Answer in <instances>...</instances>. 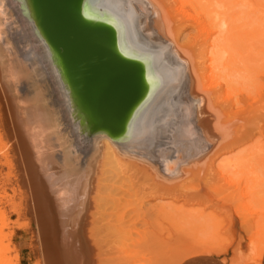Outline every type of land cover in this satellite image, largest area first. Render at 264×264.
<instances>
[{
	"label": "bare ground",
	"instance_id": "obj_1",
	"mask_svg": "<svg viewBox=\"0 0 264 264\" xmlns=\"http://www.w3.org/2000/svg\"><path fill=\"white\" fill-rule=\"evenodd\" d=\"M202 1L74 0L67 9L84 26L69 27L61 0H0V141L8 138L0 153L12 151L18 159L36 264H87L79 235H87L105 173H121L139 195L186 198L185 189L210 169H217L216 177L209 173L201 183L211 192L216 181L221 188L217 176L229 185L243 172L254 180L243 197L264 202V181L250 163L256 154L264 160V141L228 153L221 163L215 159L254 132L264 137V92L247 95L242 108L236 100L253 77L240 57L237 22L257 13L264 21V4ZM244 112L252 114L251 129L240 117ZM251 221L252 234L264 235V219ZM198 243L188 250L179 245L173 256L160 244L151 256L160 257L135 264H162L168 256L179 264L226 249Z\"/></svg>",
	"mask_w": 264,
	"mask_h": 264
},
{
	"label": "rangeland",
	"instance_id": "obj_2",
	"mask_svg": "<svg viewBox=\"0 0 264 264\" xmlns=\"http://www.w3.org/2000/svg\"><path fill=\"white\" fill-rule=\"evenodd\" d=\"M261 1H263L264 4V0ZM202 2L205 1L203 0ZM187 9L189 12L192 11L189 7H187ZM239 10H241V8H236L238 12L237 15L242 16L243 14ZM258 15H260V13L250 15L237 22L238 25H240L239 29L241 36L238 42V48L241 54L240 57L247 62L253 73L249 86H243L241 92L236 91V100L240 108L246 105L245 102L248 101L247 95L253 96V98L256 99L257 94L264 92V21L259 20L257 18ZM243 33L248 34V36H244ZM244 95L245 97H243ZM241 116L244 122H248L246 125L247 129H251L252 125L250 124V118L252 114L249 115L248 112H244L240 117ZM254 133V138L243 137L239 139L237 142L238 145L235 144L231 149L222 152V155L216 156L215 159L217 158L218 161H223V157L226 158L227 155L230 157L231 155H236V152H241L243 150L247 152L249 149L255 147V145L262 143L264 137H259L256 132ZM1 140L3 142L0 141V147L8 141V138L4 136ZM9 152H7L6 155L5 152L3 154L0 153V264H36V262L38 263V261H36L38 255L35 241V226L29 212V197L22 182L17 156L14 152ZM256 155V160H253L255 159L253 158L250 163L256 167L255 171L257 170L256 172L260 175L259 178H262L264 181V160L262 159L260 161L258 157L259 154ZM263 156L262 154V157ZM215 159L214 164H217L218 161L216 162L217 159ZM257 161H259L258 164ZM218 165L212 164L214 167ZM216 168L219 167H215V169ZM210 170H208L210 174H207L216 177L215 174L217 169L215 170V174H213V172L211 173ZM241 173L243 172H240V174L235 173L236 177L233 180L234 184L232 183L233 188L230 187L232 181L229 175L227 176L225 174L230 178L229 185L227 184L228 181L226 182L227 178L222 177V175L217 176L218 180L221 179V181H219L221 188L217 189L219 185L218 181H216L217 187H214V192L207 189H212L213 187H205V185L203 186V183H201L203 180V182H205L204 176L207 175L205 174L201 177L203 178L202 181L201 178L200 181H198L200 182L199 184L197 180L193 181L195 184L185 189L187 191H184V193L187 192L185 194H188L186 198L184 195L180 194H177L179 197L177 196L175 198L158 195L149 197L146 195L147 193L143 191L139 195L140 191H137L138 188L130 185L131 182L129 183V181L128 183L129 186H132L130 187L132 190L127 188L126 185L128 184L125 182L126 178L121 175V173L113 178L111 177L113 176L111 175L112 173H105V180H103L104 182H102L101 185L104 187H101V191L98 194V196H100L96 202L98 207L95 205L97 211L95 207L92 208L95 215L92 221L87 224V235H79L80 241L85 248L86 263L135 264L137 258L147 259L149 256L151 259L149 258L148 260L152 262L154 259L160 257L153 258L155 254L157 252L159 253L161 250L159 247L160 244H162L160 245L161 247L166 245V249H170L169 254L173 256L174 253L180 254L179 250L182 251L181 249H190L192 243L196 245L198 242V244L205 242L210 244V246L213 245L212 247L217 246L218 248L214 247L216 249H219V247H222V250L226 248L224 249L225 251L223 250L220 254L219 252L212 254L217 253L216 255L221 256L229 263L234 261L237 264H259L257 258H261L263 254L264 245L261 240L264 235H253L250 227L253 225V221L251 220L254 219L256 222L259 219H264V202L254 203V201L252 202L253 199L251 196L245 195L247 194L246 191H251V189H253L254 180L249 178V176L252 177V174L240 176ZM245 177L248 179L245 180ZM127 180L128 179H126V181ZM122 181L125 185L121 183ZM208 181L212 183L215 182ZM224 182L229 187H226L227 185H225ZM206 185L208 186V184ZM261 185L260 190L264 191V183ZM228 188H232V190ZM205 190L210 191V193H204ZM136 192L139 197L143 194V196L140 197L142 201L140 204L138 202L140 198L137 196ZM198 192L201 195L204 193L201 199L198 196ZM133 193L134 195L136 194L139 200ZM243 193H245V198L243 197ZM192 194L194 195V200H192ZM260 195L264 197V192H260L259 196ZM196 196L199 198V200L197 198L198 201L195 198ZM246 203H249V205ZM162 207H164V209ZM56 236L53 235L54 238H51L59 241L61 238L60 235ZM168 238L170 242H168ZM199 239H201V243L198 241ZM181 240L183 242H181ZM160 241L162 242L160 243ZM86 242L89 244L90 250L87 248ZM169 243L172 245L174 243L175 246H173L175 248L171 245V250L170 245H168ZM185 243L187 246H185ZM207 244L204 245L208 246ZM179 245L182 247L181 249H179ZM166 249H164L165 252ZM152 250L154 252L151 254L150 252ZM129 251L131 253H129ZM177 254H175V256ZM144 256L146 257L144 258ZM171 256H168V259ZM168 259L163 261L162 264H173V258ZM133 260L134 263H132ZM141 261L147 264L145 263L147 261L142 259ZM137 262L140 264V260ZM54 264L57 263L54 262Z\"/></svg>",
	"mask_w": 264,
	"mask_h": 264
},
{
	"label": "crops",
	"instance_id": "obj_3",
	"mask_svg": "<svg viewBox=\"0 0 264 264\" xmlns=\"http://www.w3.org/2000/svg\"><path fill=\"white\" fill-rule=\"evenodd\" d=\"M179 264H230L216 254H197L181 261ZM260 264H264V252Z\"/></svg>",
	"mask_w": 264,
	"mask_h": 264
},
{
	"label": "water",
	"instance_id": "obj_4",
	"mask_svg": "<svg viewBox=\"0 0 264 264\" xmlns=\"http://www.w3.org/2000/svg\"><path fill=\"white\" fill-rule=\"evenodd\" d=\"M74 0H61V3L64 5V9H66V11L68 10V4L69 3H72ZM68 22L70 23V26H77V25H80L79 22H77V20L75 19V17L70 13V11L68 10ZM80 26H84V25H80Z\"/></svg>",
	"mask_w": 264,
	"mask_h": 264
}]
</instances>
